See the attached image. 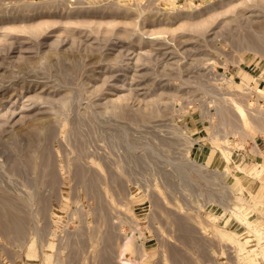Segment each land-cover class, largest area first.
<instances>
[{
	"label": "rangeland",
	"instance_id": "1",
	"mask_svg": "<svg viewBox=\"0 0 264 264\" xmlns=\"http://www.w3.org/2000/svg\"><path fill=\"white\" fill-rule=\"evenodd\" d=\"M67 1L0 0V264H264V0Z\"/></svg>",
	"mask_w": 264,
	"mask_h": 264
},
{
	"label": "bare ground",
	"instance_id": "2",
	"mask_svg": "<svg viewBox=\"0 0 264 264\" xmlns=\"http://www.w3.org/2000/svg\"><path fill=\"white\" fill-rule=\"evenodd\" d=\"M213 0H205V1H203V3H201L199 6H197V7H199V8H205V7H207L211 2H212ZM68 3H69V5H70V3H72L73 5H77L76 3L78 2V0H68L67 1ZM88 2V1H87ZM121 7H124V8H128V6H129V4L132 2V0H117L116 1ZM79 3V2H78ZM81 3V2H80ZM116 3V4H117ZM72 4H71V6H72ZM87 4H89V3H87ZM185 4V3H184ZM183 4V5H184ZM118 5V6H119ZM71 6H69V7H71ZM74 6V7H75ZM78 6H80V4L78 5ZM175 6L177 7V9H179V10H181L182 12L183 11H185V9L186 8H191V6L192 5H185V6H182V5H177V4H175ZM175 6H173V7H171L172 9L175 7ZM85 7V6H84ZM72 8H73V6H72ZM81 8H82V6H81ZM176 9V8H175ZM176 9V10H177ZM248 222V221H247ZM250 222V221H249ZM249 222H248V226H250L249 225ZM254 226V225H253ZM249 229H250V227H249ZM250 232V231H249ZM256 235V234H255ZM259 240V239H258Z\"/></svg>",
	"mask_w": 264,
	"mask_h": 264
}]
</instances>
